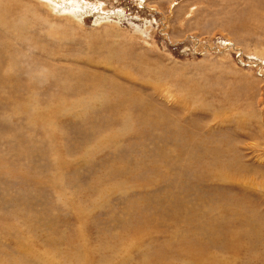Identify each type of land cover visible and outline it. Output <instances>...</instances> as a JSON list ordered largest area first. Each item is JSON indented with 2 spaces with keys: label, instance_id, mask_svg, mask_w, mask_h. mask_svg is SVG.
<instances>
[{
  "label": "rangeland",
  "instance_id": "374dc122",
  "mask_svg": "<svg viewBox=\"0 0 264 264\" xmlns=\"http://www.w3.org/2000/svg\"><path fill=\"white\" fill-rule=\"evenodd\" d=\"M50 261L264 264V0H0V264Z\"/></svg>",
  "mask_w": 264,
  "mask_h": 264
},
{
  "label": "bare ground",
  "instance_id": "6f19581e",
  "mask_svg": "<svg viewBox=\"0 0 264 264\" xmlns=\"http://www.w3.org/2000/svg\"><path fill=\"white\" fill-rule=\"evenodd\" d=\"M257 3H258V2H257ZM257 3H255V4H257ZM261 3H262V2H261ZM261 5H263V4H261ZM256 11H257V10H256ZM260 11H261V10H260ZM259 14H260V13H259ZM256 17H257V16H256ZM8 67H10V65H9ZM190 249H191V248H190ZM191 250H192V249H191ZM191 250H190V251H191ZM46 255H48V254H46ZM46 255H45V256H46ZM48 256H49V255H48ZM39 257H40V255H39ZM70 258H71V257H70ZM74 258H75V256H74ZM42 259H43V258H42ZM43 260H44V259H43ZM52 261H53V260H52ZM44 262H45V261H44ZM50 263H52V262L50 261L49 264H50ZM74 263H75V262H74ZM45 264H46V263H45Z\"/></svg>",
  "mask_w": 264,
  "mask_h": 264
}]
</instances>
